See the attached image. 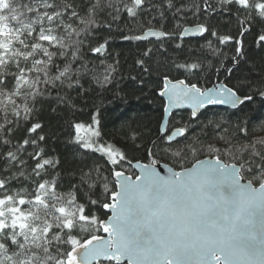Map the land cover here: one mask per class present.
I'll use <instances>...</instances> for the list:
<instances>
[{
    "label": "snow or ice",
    "instance_id": "6c2138e0",
    "mask_svg": "<svg viewBox=\"0 0 264 264\" xmlns=\"http://www.w3.org/2000/svg\"><path fill=\"white\" fill-rule=\"evenodd\" d=\"M254 50L264 0H0V264H264ZM125 66L166 119L117 143Z\"/></svg>",
    "mask_w": 264,
    "mask_h": 264
},
{
    "label": "trees",
    "instance_id": "16d2710c",
    "mask_svg": "<svg viewBox=\"0 0 264 264\" xmlns=\"http://www.w3.org/2000/svg\"><path fill=\"white\" fill-rule=\"evenodd\" d=\"M254 39V36L245 39L246 45L251 49H255ZM123 47H126V45H117V48ZM249 55L255 57V63L257 65L264 66L261 60L264 53H257L254 50ZM121 62L123 63V59ZM122 74L125 78L120 80L119 76L117 77L119 82L118 87L116 85H110L109 87L113 90L103 94V106L101 108V122L104 136L106 139L115 140L117 143H121L123 140V136L121 135L122 126L131 125L132 127L142 128L145 125H149L151 130L155 132L163 117L162 104L164 102L152 91V86L149 85L142 89L135 81L129 79L127 66L122 69ZM234 74L239 75L240 73L237 72ZM223 78L224 76L221 75L220 79ZM206 86L211 85L208 84ZM100 102L98 98L97 103ZM93 111L91 108L86 109L85 114L80 119L88 122V113ZM208 111L210 114L217 113L216 118L233 121L236 119L232 110L229 109L209 108ZM248 115L251 117L264 115V109L261 108L259 97H256V102L250 105ZM54 126L58 127L56 124Z\"/></svg>",
    "mask_w": 264,
    "mask_h": 264
},
{
    "label": "water",
    "instance_id": "95a60500",
    "mask_svg": "<svg viewBox=\"0 0 264 264\" xmlns=\"http://www.w3.org/2000/svg\"><path fill=\"white\" fill-rule=\"evenodd\" d=\"M162 99V101L164 102V103H166V100L164 99V98H161ZM210 108H220V109H229V110H231L228 106H226V105H217V106H210ZM180 111H187V110H180ZM163 119H166V117H164L163 116ZM163 119L161 120V123L163 122Z\"/></svg>",
    "mask_w": 264,
    "mask_h": 264
}]
</instances>
